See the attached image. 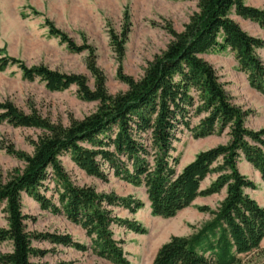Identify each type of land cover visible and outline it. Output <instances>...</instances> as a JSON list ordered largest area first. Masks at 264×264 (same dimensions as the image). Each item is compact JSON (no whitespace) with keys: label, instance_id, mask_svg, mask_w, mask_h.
Instances as JSON below:
<instances>
[{"label":"rangeland","instance_id":"1","mask_svg":"<svg viewBox=\"0 0 264 264\" xmlns=\"http://www.w3.org/2000/svg\"><path fill=\"white\" fill-rule=\"evenodd\" d=\"M232 1L227 19L259 44L251 52L256 68L241 64L231 46L222 49L220 31V47L195 55L214 78L201 79L211 82L205 90L190 86L180 94L189 95L193 105L189 100L184 105L187 117L172 135L169 152L156 148L154 131L137 135L147 152L140 155V170L133 162L120 171L104 164L103 178L85 172L70 151L61 152V170L48 165L37 192L30 187L3 195L0 264H10L17 235L28 243L33 264H162L166 248L178 240L194 243L213 222L207 242L214 251L206 249L205 240L196 248L207 262L214 263L225 233L231 253L242 264H264V234L257 246L241 253L226 222L241 224L238 212L249 217L238 203L228 207L236 174L245 184L240 196L264 211V170L256 164L264 163V146L258 143L264 145V0ZM207 10V0H0V191L24 178L42 145L53 139L48 130L24 120L35 124L38 119L65 131L108 111L144 86L156 62L190 36V27ZM55 76L59 83L48 79ZM212 97L222 106L214 101L207 107ZM220 106L234 110L243 125L238 126L236 116L205 125ZM10 112L26 124L11 120ZM240 130L245 132L242 142L258 153L259 161L252 157L256 163L233 149ZM80 145L89 152L101 149ZM231 157L234 164L229 165ZM199 162L207 163L209 172L203 179L195 177L196 197L181 208L165 210L163 201L155 200L153 182L161 176L162 190H167ZM68 187L101 200L71 219L64 208L68 201L62 198ZM156 190L159 197L161 183ZM227 211L231 217L224 221ZM91 212L110 220L103 238L86 226L85 213ZM104 238L111 242L110 250Z\"/></svg>","mask_w":264,"mask_h":264},{"label":"trees","instance_id":"2","mask_svg":"<svg viewBox=\"0 0 264 264\" xmlns=\"http://www.w3.org/2000/svg\"><path fill=\"white\" fill-rule=\"evenodd\" d=\"M207 3L208 10L205 16L200 23H194L190 27V36L186 40L175 44L169 52L165 53L162 59L156 62L154 68L147 76L143 87L137 88L136 91L132 92L122 101L115 102L108 111L93 117L94 119L89 122L80 123L76 127L65 131L62 129L56 131L51 128L49 123H38V119H36L37 123L35 122V124L33 121L24 120L28 126L38 125L48 130L53 139L42 145L43 149L41 150L40 157L31 161L24 178L19 182L12 183L6 190L0 191V200L3 195L12 194L14 191L20 189L24 190L32 187L37 192L38 187L46 180V168L48 165H52L57 171L61 170L57 159V155L61 152L70 151L74 157V161L85 172L101 178H103L102 172L105 171V165L115 168L116 171H120L122 167L127 165V162L128 164L133 162L134 168L140 170V164L142 163L140 155H145L147 152L144 143L141 141L143 137L139 138L137 135H145L154 131L152 134L154 140H152L156 148L160 147L165 152H169L173 147L171 139L174 140V136L172 135L178 129L179 124L183 123V118L187 117V114H184L186 112L182 110L184 109V105L187 104L188 100L189 105H193L191 104L189 95L184 94V96H181L180 94L187 93L190 86L195 87V89L199 86V88L201 87L200 89L205 90L211 82L207 81L206 83H202L201 79H205V77L214 78L205 69V64L196 60L195 55L197 53H204L210 47H220L221 44L217 43V38L220 35V31H223L225 43L224 46H221L222 49L227 45L231 46L232 50L238 53L237 58L245 67L249 66V64H254L255 69L258 65L257 61L251 56V52L258 48L259 44H255L254 40L242 33L237 28L238 26L233 25L227 19V14L233 6V1L207 0ZM240 5H242L241 2ZM243 13L250 14L248 10H245ZM260 20H264V18L262 17ZM201 32L202 34L198 36L197 34ZM52 33L56 36H61L53 28ZM91 54H93L92 51ZM176 76L180 79V83L177 85L174 83V77ZM48 79H52L56 83L60 82L56 76L55 79L52 77ZM179 88L182 89V93L178 91ZM88 99L91 100L92 98ZM214 99L216 98L208 102L207 107L212 108L215 104L214 101L216 102ZM217 103L222 106L221 102L217 101ZM221 106L214 110L212 118L209 120L210 123H205V125H211L212 127L213 122L218 117L223 121L227 119L232 120L234 116L238 119V126L241 127L243 125L241 117L234 110L225 107L222 109ZM9 117L11 120H18L26 124L16 114L10 112ZM244 134V131H239V137H237L233 149L238 148L243 151L250 161L256 163L255 161H259L258 153L255 149L249 148L242 142L241 138ZM81 143H88L93 147H101V149L99 151L89 152L81 147ZM258 143L264 146L261 141ZM111 148H113V151ZM252 157H254L255 161L252 160ZM232 158L227 161L229 165L234 164V159ZM256 164L260 165L264 170V163L261 165V161H259ZM208 172L207 163L199 162L192 169L186 171L185 175L178 180L177 184L170 185L167 190H162L163 180L160 176L152 184L153 191L155 190L154 192L156 193V195L154 194L155 200L158 202L163 201V208L165 210L170 209L173 211L185 206L196 197L198 185L197 180L195 183V177H199V180L203 179ZM161 174L164 175L162 170ZM235 177L237 185L231 191L233 192V197L228 207H234L233 204L238 203L249 213V217L246 214L241 215L238 212L239 215L237 214V218H240L241 224L237 225L229 223V221L226 222L231 227V238L236 242L238 251L247 253L252 247L258 245L259 238L264 234V211L259 209L254 203H250V201L240 196V188L245 186V184L237 174ZM172 179L173 175L169 181ZM160 183L161 190L159 191L161 192L158 197L156 186L158 187ZM94 196L85 191L76 192L71 187L66 188L65 196H62V198L64 203L68 201V203L64 204V208L69 218H78V214H81L80 212L82 210H88L94 207L92 203L101 200V198ZM233 210L237 211L236 208H233ZM85 215H88L85 221L87 222L86 226H90L88 228L91 230V234H93L92 232H97L101 238L109 234L105 231V227L110 224L108 218L104 220L102 218L103 216L99 214L95 215L92 212L89 214L85 213ZM252 215L255 217L254 219ZM230 217L231 213L227 211L226 215L222 218L225 221V219L227 220ZM212 224L209 226L210 229L208 232L203 234L199 239L196 238L194 243L189 244L186 241L178 240L166 248L164 250L162 264H242L240 259L231 253L229 246L230 240L225 233L221 237L223 242L220 241L217 246L218 253L214 255V263L207 262L196 251L200 241L205 240L207 242L209 235L214 231L215 225ZM258 224H262L261 229H256ZM104 241L105 244L109 245H106L107 248L105 249L110 250L111 242L106 240V238H104ZM207 244L206 249L210 250L211 248V251H214L213 247H210L209 242ZM14 247V253L10 257V264H33L30 261V247L23 237H18V235L15 237Z\"/></svg>","mask_w":264,"mask_h":264}]
</instances>
